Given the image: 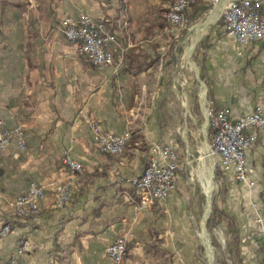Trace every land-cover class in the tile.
I'll return each mask as SVG.
<instances>
[{
    "label": "crops",
    "instance_id": "1",
    "mask_svg": "<svg viewBox=\"0 0 264 264\" xmlns=\"http://www.w3.org/2000/svg\"><path fill=\"white\" fill-rule=\"evenodd\" d=\"M134 1L0 0V129L23 126L25 142L24 150L15 139L0 148V228L12 225L0 247L5 264H111L107 248L121 236H128L123 264H210L183 191L171 192L149 210L139 209L137 190L114 179L112 156L101 152L92 131L98 125L103 133L130 131L143 137L121 166L129 176L140 174L150 157V151L140 149L143 141L149 147L165 144L162 127L138 102L162 75L155 67L172 66L166 56L169 45L152 47L156 37L147 39L141 20L153 19L155 11L151 6L134 9ZM160 2L142 0L145 7ZM124 13L131 21L121 29ZM82 14L104 19L110 32L119 31L121 56L113 66H93L67 41L63 19ZM206 36L203 71L211 104L230 109L234 120L264 106V41L238 56L235 39L223 27ZM155 50L160 56L156 63L149 58ZM139 155L143 165L130 169ZM66 157L80 163L83 173L74 177ZM247 164L253 170V197L264 214V131L248 152ZM227 176L241 226L243 263L261 264L264 250L250 189L233 174ZM32 182L45 187L71 183L70 203L58 206L47 188L40 214L17 220L12 204ZM21 240L30 244L24 254L18 253Z\"/></svg>",
    "mask_w": 264,
    "mask_h": 264
},
{
    "label": "built area",
    "instance_id": "2",
    "mask_svg": "<svg viewBox=\"0 0 264 264\" xmlns=\"http://www.w3.org/2000/svg\"><path fill=\"white\" fill-rule=\"evenodd\" d=\"M211 7V16L217 14L225 32L236 41V54L242 55L244 48L253 43L264 41V0H204ZM195 0H178L165 14L173 26H182L187 22V13ZM61 27L68 42L78 47V53L98 68H109L115 64L116 56L121 52L118 34L107 29L104 19L88 14L66 17ZM203 94V93H202ZM203 100V95H201ZM208 129L213 136L209 152L214 161V170L233 174L236 181L250 189L252 206L255 210L254 225L264 250V214L257 208L254 196V183L251 181L253 170L247 164V154L258 143L264 131V106L258 105L246 115L234 120L228 108L217 109L211 103L206 106L202 101ZM204 113V114H205ZM1 125V123H0ZM95 141L101 152L117 156L124 152L131 132L122 134L103 133L100 126H92ZM15 139L18 147L25 149L24 128L16 126L12 130L0 129V148L7 147ZM65 164L70 167L71 174L76 177L83 173L80 163L66 157ZM181 170L180 161L173 143L152 144L150 157L138 175L117 174L118 182L134 187L139 196V209L149 210L156 202L166 199L177 188V177ZM72 184L61 185L50 183L47 187L32 182L27 191L21 193L13 202L15 218L27 221L35 218L42 211V202L46 189L54 192L57 205L64 207L72 198ZM12 232V225L5 223L0 228L1 242ZM128 236L118 237L107 248L111 264H123L126 256ZM30 247L26 240L19 242V254H24ZM0 264H5L0 260ZM261 264H264V252Z\"/></svg>",
    "mask_w": 264,
    "mask_h": 264
},
{
    "label": "rangeland",
    "instance_id": "3",
    "mask_svg": "<svg viewBox=\"0 0 264 264\" xmlns=\"http://www.w3.org/2000/svg\"><path fill=\"white\" fill-rule=\"evenodd\" d=\"M135 1L133 3L134 9L139 8L142 10L143 7L147 9L151 6L150 10L153 12L155 11V16L162 7L170 10L178 0H161L160 3L153 5L148 4L146 7L142 3V0ZM124 16L123 19H120L121 29L127 26L125 24L126 21H131L127 14L124 13ZM210 18L211 14L209 11L203 19L187 27L188 30L185 34L177 36V45L174 48L175 62L171 67H165L163 65L162 68L156 69V72L162 73V75L159 74L160 77L158 79L156 77L154 81L151 82L150 88L147 89L146 97L140 98L138 103H140L139 108H142V110L146 109V112H149L158 122L159 126L162 127L164 143H173L175 147V152L181 166V170L177 177L176 190L183 191L182 193L189 207L188 217L193 218L194 222L197 224L199 235L202 234V220L209 207L202 177L207 174L210 178L208 185L213 188L212 197L210 199L212 212L214 207H216L218 212L222 215L220 218L222 225L220 227L208 228V226H206L211 246L215 254L214 263L216 264V255H218V264H244L239 249L241 226L239 227V216L236 215L235 211L237 206L233 204V199L230 195L232 183L227 174L223 171L217 169L214 170L213 173L210 157L206 158L204 151L205 139H208L209 145L211 144V140L209 138L208 128L206 130V136L204 134L206 118L202 107V93L206 91V106L211 103V100L209 98V88L206 84V76L200 64L195 61V53L200 43L203 46V50L207 48L206 43L208 40L206 35L210 30L216 27L222 29L223 27L222 21L216 18L204 28L202 25L209 22ZM141 21L144 23L143 26H147L146 28H148L150 24H153V19L149 18V16L146 17V19L142 18ZM186 23L181 26V29L186 28ZM197 27L202 31H197ZM120 28H118V30H121ZM113 32L116 34L119 33V31H117L118 33L116 31ZM199 35L200 37H198ZM152 36L153 38L156 37L153 39V43L160 48L163 44L167 46L172 42V38L166 37L165 35L153 33ZM199 38L200 40L194 48ZM189 58L190 62L194 64L198 70L190 65ZM203 83L206 85V88L203 87ZM158 88L161 89V92L159 95L153 96V91H157ZM134 148L136 149L137 147ZM132 149V147L128 148L127 144L122 154L112 156L113 167L111 172L113 173L114 179L117 174L128 175V172H126L127 169H122L121 166L124 164V158L130 155ZM139 156L141 158V155ZM140 158L135 161L134 166H131L130 169L134 167L137 169L141 168L143 165V158ZM133 159L134 158L131 157L130 161ZM135 164H137V166H135ZM123 166H125V164ZM67 184L71 183L61 185ZM215 246L218 247L215 248ZM230 251L232 252V257L228 255Z\"/></svg>",
    "mask_w": 264,
    "mask_h": 264
},
{
    "label": "trees",
    "instance_id": "4",
    "mask_svg": "<svg viewBox=\"0 0 264 264\" xmlns=\"http://www.w3.org/2000/svg\"><path fill=\"white\" fill-rule=\"evenodd\" d=\"M211 7L209 6L208 3H206L204 0H195V3L193 4L191 11H189L186 15L187 17V26L185 29H181V26H173L169 23V21L167 20L165 14L169 11L168 8H164L162 7L161 10L158 11V13H156V15L153 17V24H150V26L148 27L147 30V39L148 37L152 36L153 33H157L159 35H165L166 37H170L172 38V42L169 45V50L166 54L167 57L170 58V62L169 63H174L175 62V56H174V48L177 45V36L178 35H183L187 32V27L192 26L193 24L197 23L198 20L203 19L206 14L210 11ZM222 26H224L223 22H222ZM152 47H154V49H157L158 46L153 45ZM208 47V46H207ZM203 46L200 43L196 49V53H195V61L198 62L201 66V69L203 71V61L205 60L206 54L205 51L202 49ZM121 56V52L119 54H117L116 58ZM150 61L151 62H158V60L160 59V56L157 55V51L155 50V55H150L149 56ZM168 64V63H167ZM155 69H157L155 67ZM206 84L208 86V88L210 89V85L209 83L206 81ZM213 136V132L212 130H209V138L210 140L212 139ZM143 140V137L139 134H137V132H131V138L128 142V148L129 147H135L137 142H141ZM144 142V141H143ZM142 142V146L140 147V149L143 152H148L150 151V148L147 144ZM221 213L218 212V209L216 207H214L212 214L210 215L208 222H207V226L209 227H220L221 224Z\"/></svg>",
    "mask_w": 264,
    "mask_h": 264
},
{
    "label": "bare ground",
    "instance_id": "5",
    "mask_svg": "<svg viewBox=\"0 0 264 264\" xmlns=\"http://www.w3.org/2000/svg\"><path fill=\"white\" fill-rule=\"evenodd\" d=\"M217 18V14H214V15H212L211 16V18H210V20H209V22L208 23H211V22H213L215 19ZM202 26H204V28H205V25H202ZM197 31H199V32H201L202 30H200V28H198L197 27ZM200 36V35H199ZM198 36V37H199ZM204 98H205V92L203 93V101H204ZM204 111V110H203ZM204 113H205V111H204ZM205 116H206V113H205ZM205 128H206V126L204 125V130H205ZM204 151H205V154H206V158H209L210 157V161H211V164H212V171H213V159H212V157H211V154H210V152L208 151V147H207V145L205 144V148H204ZM210 173V172H209ZM206 174V173H205ZM213 174V173H212ZM209 176L206 174V175H204L203 177H202V182H203V187H204V189H205V192H206V194H207V200H208V209L206 210V213L205 214H208V212H209V210H210V199H211V197H212V192H213V188H212V186H210V185H208V181H209ZM203 234V233H202ZM201 234V235H202ZM203 236V238H204V241H205V245H206V247H207V249H208V254H209V257H210V259H212V254L210 253V250H211V247H210V242H209V239H208V236H207V234H203L202 235Z\"/></svg>",
    "mask_w": 264,
    "mask_h": 264
},
{
    "label": "water",
    "instance_id": "6",
    "mask_svg": "<svg viewBox=\"0 0 264 264\" xmlns=\"http://www.w3.org/2000/svg\"><path fill=\"white\" fill-rule=\"evenodd\" d=\"M203 25H205V28H206V26L208 25V22L207 23H205V24H203ZM199 40H200V38H199ZM199 40H197V42H196V44L194 45V48L196 47V45H197V43L199 42ZM189 63H190V65L193 67V68H195V69H197L198 70V68L194 65V64H192L191 62H190V58H189ZM203 87L204 88H206V85L203 83ZM203 107V109H204V106H202ZM205 126H206V128H205V131H204V134H205V136H206V130H207V128H208V119L206 118V121H205V124H204ZM205 144L207 145V147H208V151H209V144H208V139L206 138L205 139ZM213 173H214V161H213ZM211 213H212V206H211V200H210V210H209V212H208V214H205L204 215V218H203V222H202V233L204 234H207V236H208V239H209V242H210V247L212 248V259H210V264H215L214 263V259H215V254H214V252H213V247L211 246V241H210V238H209V234H208V232H207V229H206V226H207V222H208V219H209V217H210V215H211ZM202 238H203V236H202ZM203 240H204V238H203Z\"/></svg>",
    "mask_w": 264,
    "mask_h": 264
}]
</instances>
